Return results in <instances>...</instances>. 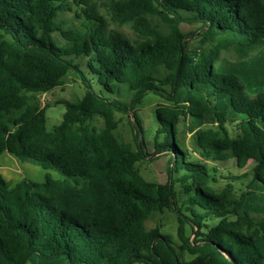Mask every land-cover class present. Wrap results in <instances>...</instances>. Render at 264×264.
Wrapping results in <instances>:
<instances>
[{"label":"trees","instance_id":"1","mask_svg":"<svg viewBox=\"0 0 264 264\" xmlns=\"http://www.w3.org/2000/svg\"><path fill=\"white\" fill-rule=\"evenodd\" d=\"M104 7L0 0V156L46 171L42 181L22 177L14 186L0 172V264L32 256L67 264H264V214L239 211L251 191L237 196L230 179L240 176L217 188V169L208 166L253 161V179L264 184V92L250 97L238 76L215 65L216 55L241 60L264 47V0H106ZM111 22L129 24L134 38ZM183 24L197 28L185 33ZM190 35L198 37L194 50L185 46ZM71 70L85 94L64 101L62 121L48 130L40 95ZM149 92L164 100L153 151L136 110ZM230 110L240 116L229 119ZM117 113L128 117L133 141L115 134ZM207 119L216 127L203 128ZM156 154L168 155L164 183L140 172ZM165 210L176 215L178 246L160 225L146 227Z\"/></svg>","mask_w":264,"mask_h":264},{"label":"rangeland","instance_id":"2","mask_svg":"<svg viewBox=\"0 0 264 264\" xmlns=\"http://www.w3.org/2000/svg\"><path fill=\"white\" fill-rule=\"evenodd\" d=\"M101 6V11L106 13L104 2L106 0H94ZM64 17L68 19L73 18L72 12H66ZM117 28L124 32L127 36L134 38L132 27L129 24L119 26L118 24L112 23L111 26ZM197 28L196 24H183L182 30L185 33L195 31ZM56 38L59 42L65 43V40L58 34L55 33ZM198 44V37L190 35L185 42L187 49L194 50ZM248 59V58H247ZM247 59L235 60L230 59L226 55L221 54L220 56H215V65L219 72L225 74H233L238 76L245 84L246 91L250 97H256L257 94L264 92V68L259 65L257 68L251 67V63ZM84 72L88 70L82 67ZM88 73V72H87ZM80 72L76 70H71L64 78L63 83L56 87L55 89L42 93L40 95V101L42 105H46V127L48 130H52L57 124H59L63 119V114L67 109V106L64 101H76L85 94V87L83 86L80 78ZM95 90L100 91L103 88L97 84L93 83ZM124 87V85L122 86ZM105 92V91H104ZM125 97L127 100L130 98V93L125 90ZM164 102L163 98L159 95H156L152 92L147 93L142 102L136 106L137 114L142 122L143 126V136L147 143V147L150 151L154 149V139L156 137V129L159 125L158 119L156 116V109L159 103ZM220 108L224 109L226 105H230V99L226 98L220 101ZM240 115L237 114L234 110H230L229 119H235ZM116 118L120 120L118 127L115 129V134L121 141H133L134 130L128 121V117L124 114L117 113ZM134 120V118H132ZM94 123L98 127L104 125V120L102 117L97 116L94 120ZM216 127L215 124L207 119L206 124L203 128ZM228 131L232 137H236L238 130L235 128L233 123L228 124ZM185 145L190 150L193 147V141L191 134H187L185 137ZM18 166H10L11 170L16 178L21 175V177H28L35 181H42L45 178V170L33 163L22 162L19 160ZM167 164H168V155L166 154H156L153 156V160H146L139 163L140 172L142 176L154 182H166L168 179L167 174ZM254 162L250 161L248 165L244 168H240L236 165L235 159H228L226 161L213 162L209 161L208 166L211 169L216 167L217 175L219 176V181L216 184L217 188H222L229 179L226 177L236 176V178L231 181L234 182L236 186V194L240 196L242 192L250 190L251 193L243 197L241 205L239 206V211H249L254 214H264V184L258 180L253 179L252 166ZM53 175L58 176V174L52 171ZM222 176V177H220ZM14 177H11L9 181L11 184L15 183ZM176 188L179 189V185H176ZM217 220H213L212 223H216ZM160 225V230L163 234L168 235L173 243L178 246L179 238L177 235V218L176 215L169 211L165 210L164 212H154L147 220L146 227L148 229L154 228ZM261 248L264 251V243L262 240L258 242ZM183 258L190 260L193 258V255L184 252ZM26 264H67L65 258H55L51 260H43L37 256H32ZM142 264V263H135Z\"/></svg>","mask_w":264,"mask_h":264},{"label":"crops","instance_id":"3","mask_svg":"<svg viewBox=\"0 0 264 264\" xmlns=\"http://www.w3.org/2000/svg\"><path fill=\"white\" fill-rule=\"evenodd\" d=\"M247 60L252 62L251 67L253 68H257L258 65L264 68V47L261 50H259L256 54L249 57ZM18 162H19V159H17L15 156L7 152H3L0 156V172L8 181L11 179V177H14L15 181L14 180L13 181L15 183L11 184L12 186H14L22 177L19 174V176L16 178L15 176L16 173L14 174L11 171V170H16V169H10L9 165L14 166L16 168L19 165Z\"/></svg>","mask_w":264,"mask_h":264}]
</instances>
